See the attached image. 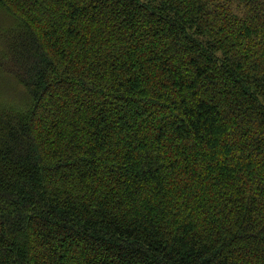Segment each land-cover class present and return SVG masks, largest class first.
Segmentation results:
<instances>
[{
	"label": "trees",
	"instance_id": "1",
	"mask_svg": "<svg viewBox=\"0 0 264 264\" xmlns=\"http://www.w3.org/2000/svg\"><path fill=\"white\" fill-rule=\"evenodd\" d=\"M0 74V264H264V0H0Z\"/></svg>",
	"mask_w": 264,
	"mask_h": 264
},
{
	"label": "rangeland",
	"instance_id": "2",
	"mask_svg": "<svg viewBox=\"0 0 264 264\" xmlns=\"http://www.w3.org/2000/svg\"><path fill=\"white\" fill-rule=\"evenodd\" d=\"M2 78H3V75L0 74V102L7 100V98H10L11 97L10 95H12L14 91L13 90L14 88H12V86L7 87L5 83L1 81ZM22 91L24 92L23 89Z\"/></svg>",
	"mask_w": 264,
	"mask_h": 264
}]
</instances>
